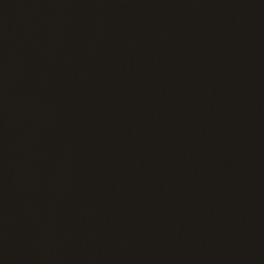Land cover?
I'll list each match as a JSON object with an SVG mask.
<instances>
[{
    "label": "water",
    "instance_id": "95a60500",
    "mask_svg": "<svg viewBox=\"0 0 264 264\" xmlns=\"http://www.w3.org/2000/svg\"><path fill=\"white\" fill-rule=\"evenodd\" d=\"M0 264H264V0H0Z\"/></svg>",
    "mask_w": 264,
    "mask_h": 264
}]
</instances>
